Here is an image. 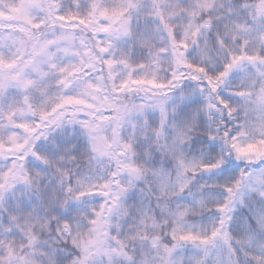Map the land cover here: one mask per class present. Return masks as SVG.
Segmentation results:
<instances>
[{"label": "snow or ice", "instance_id": "snow-or-ice-1", "mask_svg": "<svg viewBox=\"0 0 264 264\" xmlns=\"http://www.w3.org/2000/svg\"><path fill=\"white\" fill-rule=\"evenodd\" d=\"M0 264H264V0H0Z\"/></svg>", "mask_w": 264, "mask_h": 264}]
</instances>
